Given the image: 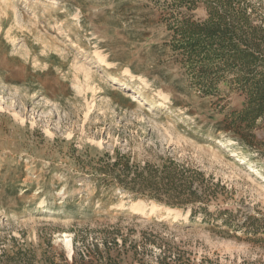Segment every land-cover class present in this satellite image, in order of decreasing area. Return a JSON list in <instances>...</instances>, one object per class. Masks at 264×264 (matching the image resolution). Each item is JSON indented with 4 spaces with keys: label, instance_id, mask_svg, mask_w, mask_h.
<instances>
[{
    "label": "rangeland",
    "instance_id": "374dc122",
    "mask_svg": "<svg viewBox=\"0 0 264 264\" xmlns=\"http://www.w3.org/2000/svg\"><path fill=\"white\" fill-rule=\"evenodd\" d=\"M222 1L0 0V264H264V0ZM175 35L242 55L202 85ZM122 154L171 183L103 180Z\"/></svg>",
    "mask_w": 264,
    "mask_h": 264
},
{
    "label": "trees",
    "instance_id": "16d2710c",
    "mask_svg": "<svg viewBox=\"0 0 264 264\" xmlns=\"http://www.w3.org/2000/svg\"><path fill=\"white\" fill-rule=\"evenodd\" d=\"M230 1L232 0H223L221 5L227 8L226 2L229 3ZM211 14L212 17L205 23H196L188 20L187 25H184L181 30L191 33L198 31L210 33L211 31L209 30L216 29V26L220 27L217 22L223 19V16L216 14L215 11H211ZM235 39V35H175L174 49L178 50V57L184 66L187 67L188 71L196 74L197 80L203 85L205 82L204 78L208 76L209 79L210 72L206 61L211 58L213 53L220 52L222 60L227 61L232 58L237 59L242 55V50L238 47ZM215 44H219L218 47H214ZM262 105L260 104L259 106ZM241 112L245 111L242 110ZM239 119L240 117L233 118L232 124H236ZM99 169L104 173L102 175L103 180L111 182L110 179H112V181L118 183L123 188L132 192H140V194H147L145 191L147 188L157 189V184L162 183V181L168 180V184L166 185L171 183L170 178H165V176H162L161 181H158L160 175L157 176L150 165H145L140 169L137 164H131V160L126 154H122L120 158L113 162H107L105 165L99 167ZM164 172H166V169ZM184 189L186 192L189 190V195L194 194L191 193L188 187ZM173 207L179 208L183 206L173 205Z\"/></svg>",
    "mask_w": 264,
    "mask_h": 264
},
{
    "label": "bare ground",
    "instance_id": "6f19581e",
    "mask_svg": "<svg viewBox=\"0 0 264 264\" xmlns=\"http://www.w3.org/2000/svg\"><path fill=\"white\" fill-rule=\"evenodd\" d=\"M124 87L128 86L126 82L122 83ZM133 100L139 101L141 104L149 106V107H155L157 106V102L153 100H147L143 97H141L139 94H130ZM243 159V158H242ZM251 164V163H250ZM252 167V165H250ZM142 213H148V214H154L157 216L159 220H170L173 218H176L177 215L181 213V210L179 208H170L166 214H157L156 206L154 207H148V208H140Z\"/></svg>",
    "mask_w": 264,
    "mask_h": 264
}]
</instances>
